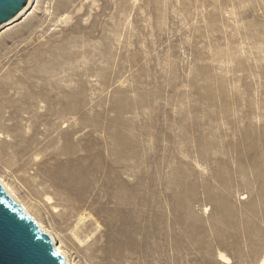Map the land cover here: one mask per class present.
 I'll list each match as a JSON object with an SVG mask.
<instances>
[{
    "label": "rangeland",
    "instance_id": "1",
    "mask_svg": "<svg viewBox=\"0 0 264 264\" xmlns=\"http://www.w3.org/2000/svg\"><path fill=\"white\" fill-rule=\"evenodd\" d=\"M0 181L97 264H264V0H33Z\"/></svg>",
    "mask_w": 264,
    "mask_h": 264
},
{
    "label": "water",
    "instance_id": "2",
    "mask_svg": "<svg viewBox=\"0 0 264 264\" xmlns=\"http://www.w3.org/2000/svg\"><path fill=\"white\" fill-rule=\"evenodd\" d=\"M29 0H0V27ZM0 264H97L0 182Z\"/></svg>",
    "mask_w": 264,
    "mask_h": 264
},
{
    "label": "bare ground",
    "instance_id": "3",
    "mask_svg": "<svg viewBox=\"0 0 264 264\" xmlns=\"http://www.w3.org/2000/svg\"><path fill=\"white\" fill-rule=\"evenodd\" d=\"M32 3H33V0H29V2H28V5H27V7L12 21V22H10V23H8V24H5V25H3V26H1L0 27V32L4 29V28H6V27H8V26H11L13 23H15L16 21H18L19 19H21L23 16H25L27 13H28V11H30V9L32 8ZM0 182H2V181H0ZM6 186V185H5ZM7 187V186H6ZM118 228H119V226H117ZM123 238L124 239H126V235L124 234L123 235ZM118 242H119V247H117L116 246V243L114 244V247L111 249V252L114 254V255H116V256H118V255H120V254H126V255H131V254H129L128 253V251H130V252H132L134 249H133V245H124L123 243H122V241H121V239H118ZM130 247V248H129ZM137 249V248H136ZM136 249L134 250L135 252H136ZM141 250V249H140ZM143 250V249H142ZM134 252V253H135ZM141 252V251H140ZM219 256H218V260L220 261V262H230V259L229 258H227L226 257V255L224 254V253H219L218 254ZM132 257V256H131Z\"/></svg>",
    "mask_w": 264,
    "mask_h": 264
}]
</instances>
